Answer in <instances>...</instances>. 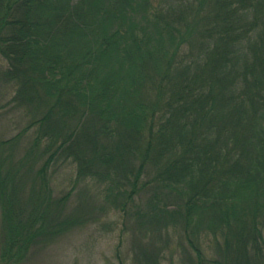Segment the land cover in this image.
I'll return each mask as SVG.
<instances>
[{
  "label": "trees",
  "instance_id": "obj_1",
  "mask_svg": "<svg viewBox=\"0 0 264 264\" xmlns=\"http://www.w3.org/2000/svg\"><path fill=\"white\" fill-rule=\"evenodd\" d=\"M0 58L27 120L0 142V264L88 224L63 167L122 214L119 264L175 242L182 264H264V0H0Z\"/></svg>",
  "mask_w": 264,
  "mask_h": 264
},
{
  "label": "rangeland",
  "instance_id": "obj_2",
  "mask_svg": "<svg viewBox=\"0 0 264 264\" xmlns=\"http://www.w3.org/2000/svg\"><path fill=\"white\" fill-rule=\"evenodd\" d=\"M2 61L3 59L0 58V63ZM13 95L14 91L10 85L0 83V142L20 134L27 125L22 112L11 103ZM52 184L56 196L66 192L73 193L66 212L69 215H84L88 224L73 228L61 238L51 242L47 248L34 250L26 264H119L116 251L121 250L124 258L132 249V245L134 243L136 245L134 237L130 238L132 234L128 230L129 237L121 246L122 214L116 211L100 212V200L97 188L94 186L89 187L81 197L79 189L84 186H76L73 167H63L58 170L53 176ZM82 203H84L83 207H81ZM2 225L0 204V249ZM176 243L178 242L171 246L165 256L162 255V264H182L179 258L181 255L179 251L182 249Z\"/></svg>",
  "mask_w": 264,
  "mask_h": 264
}]
</instances>
